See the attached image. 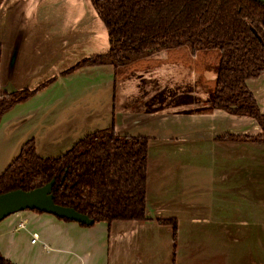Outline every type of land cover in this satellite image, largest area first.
Here are the masks:
<instances>
[{
    "label": "crops",
    "instance_id": "obj_1",
    "mask_svg": "<svg viewBox=\"0 0 264 264\" xmlns=\"http://www.w3.org/2000/svg\"><path fill=\"white\" fill-rule=\"evenodd\" d=\"M54 1L53 8L13 19V66L1 91L49 83L1 118L0 173L29 140L38 156L50 159L113 126L119 136L148 139L146 220L81 226L22 211L0 222V254L13 264H264V143L220 140L257 136V123L210 110L206 95L196 93L194 70L169 61L166 51L137 62L159 64L146 72L150 81L161 80L159 87L132 88L125 80L117 92L108 65L61 76L81 60L106 53L109 43L88 0ZM188 73L191 83L182 91L187 101L179 90ZM247 87L264 114V75L248 80ZM198 99L205 101L196 104ZM158 220L176 222L174 240L172 225ZM34 234L38 241L32 243Z\"/></svg>",
    "mask_w": 264,
    "mask_h": 264
},
{
    "label": "trees",
    "instance_id": "obj_2",
    "mask_svg": "<svg viewBox=\"0 0 264 264\" xmlns=\"http://www.w3.org/2000/svg\"><path fill=\"white\" fill-rule=\"evenodd\" d=\"M90 1L106 29L109 48L104 54L81 60L61 76L80 67L108 65L113 67L116 79L121 68H129L161 51L185 48L193 63L190 66L180 61L182 65L194 70L198 57L206 60L205 69L198 66L200 72H194L196 93L206 95L208 108L251 118L261 130L257 136L226 135L220 140L264 143V114L247 87L248 80L264 75L263 2ZM205 72L213 76L209 82L202 77ZM48 83L12 93L0 89V120ZM147 145V138L119 136L110 126L86 135L58 157L45 159L38 156L34 141L29 140L0 173V195L15 190L32 191L54 181L50 193L54 204L75 210L93 224L144 221ZM158 222L172 225L175 238L174 220ZM0 264L13 263L0 254Z\"/></svg>",
    "mask_w": 264,
    "mask_h": 264
},
{
    "label": "rangeland",
    "instance_id": "obj_3",
    "mask_svg": "<svg viewBox=\"0 0 264 264\" xmlns=\"http://www.w3.org/2000/svg\"><path fill=\"white\" fill-rule=\"evenodd\" d=\"M17 1L18 2L14 6V8H11L9 6H10V3L12 2V0H0V38L5 40V41H3V55H2V49H1V57H0V85H1L0 89L2 88L4 76L6 75V78H7V75L11 74V70H12V66H13L14 52H15V46H16V45H14V47H12V49H10V46L12 45L11 42H13V37H14V33H12L13 19L18 17L19 14L24 13V11L32 10L34 8H42V9L53 8L54 7L53 4L56 2L54 0H52V1L51 0H17ZM27 1L29 2L30 6L28 5ZM88 1H89L90 5L92 6L91 1L90 0H88ZM14 39H15V37H14ZM189 55L190 54L187 52V49H185V48L172 50L170 52L169 61H173V62L182 61L186 65L191 66L193 61L190 60L191 56H189ZM211 57H213V56H211ZM198 59L199 60L195 61V66H197V67H194V70L196 73H197V70H198V72H200L198 69V66H201L203 69H205L204 68L205 64L203 63V61H205V63H206V60H203V58L198 57ZM211 60L214 61V59H210V61ZM137 62H139V61H137ZM137 62H135L136 64H134L133 67L124 68V69L121 68L120 70L117 71V79H116L117 92H119L121 89H123L124 83L122 84V82L125 80L131 81L130 84L132 83L131 84L132 88H136V87L141 88L142 86H144V88L148 89L150 86H152V87L153 86H156V87L160 86V85L156 84V82L160 83V81H161L160 79L154 80L155 82L150 81L148 78L152 77V76L146 75V72H149L154 67H157L159 64L154 66L153 64H150V65L145 64L146 62L142 61L143 63H141V64H144L142 66L139 63L137 64ZM210 75H211L210 73H206L205 75L203 74L202 77H204L206 79V82H209L208 78L210 77ZM165 76L168 77L167 74H165ZM190 83H191V76L189 73H188V75L186 74L183 76V80H180L179 92H181V94H180L181 100H187L188 101V99L190 98V97H186L184 95V92H182L184 89H187L186 87L188 84L190 86ZM168 94L171 97L175 94V91H172L171 93H168ZM204 101H205L204 99H198L196 104L204 103ZM173 240H174V238H173Z\"/></svg>",
    "mask_w": 264,
    "mask_h": 264
},
{
    "label": "water",
    "instance_id": "obj_4",
    "mask_svg": "<svg viewBox=\"0 0 264 264\" xmlns=\"http://www.w3.org/2000/svg\"><path fill=\"white\" fill-rule=\"evenodd\" d=\"M264 3V0H259ZM54 181L45 186L32 190H15L0 195V222L18 212L37 211L40 213L52 215L57 219H66L71 222L92 226L93 221L86 216L77 213L71 208L60 207L54 204L53 197L50 194Z\"/></svg>",
    "mask_w": 264,
    "mask_h": 264
},
{
    "label": "built area",
    "instance_id": "obj_5",
    "mask_svg": "<svg viewBox=\"0 0 264 264\" xmlns=\"http://www.w3.org/2000/svg\"><path fill=\"white\" fill-rule=\"evenodd\" d=\"M24 228H25L24 224L19 225V229H24ZM36 241H38V237H37V235L34 234V235H32L31 242L35 243Z\"/></svg>",
    "mask_w": 264,
    "mask_h": 264
}]
</instances>
